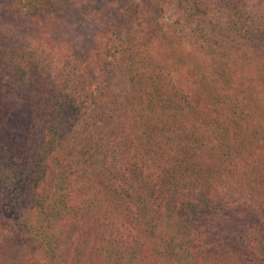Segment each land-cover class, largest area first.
<instances>
[{
    "label": "trees",
    "instance_id": "trees-1",
    "mask_svg": "<svg viewBox=\"0 0 264 264\" xmlns=\"http://www.w3.org/2000/svg\"><path fill=\"white\" fill-rule=\"evenodd\" d=\"M13 1L26 15L46 8V0ZM145 7L141 13L128 4V14L117 13L100 30L105 41L99 52H110L114 60L118 54L122 62L116 72L119 87L114 86L116 76L108 80L104 72L90 81L81 61L55 72L80 73L82 87L75 86L69 108H61L51 73L33 71V58L0 44V68L5 61L19 68L18 75L31 69L24 72L27 82H21L33 89L24 98L29 115L21 123L27 130L20 133L40 131L29 142L28 157L15 160L5 143L13 130L7 119H0V138L6 137L0 144V187L38 198L36 212L19 205L18 219L10 216L15 224L0 223L35 250L39 240L51 259L56 253L48 231L55 240L67 237L60 221L75 218L85 207L92 206L89 232L94 233V226L102 235L101 264H142L139 249L132 247L160 251L161 239L167 246L180 238L200 211L191 195L207 196L205 189L222 178L237 183L229 195L256 200L257 185H264V167L255 162L264 160V0H149ZM58 57L74 58L70 53ZM19 80L12 81L16 92ZM18 94L9 98L11 104ZM72 188L79 195L74 199ZM79 199L88 204H79ZM179 204L185 211L193 208L191 216H177ZM3 206L0 201L1 213ZM262 210L254 214L261 218ZM244 211L227 220L216 213L213 224L225 231L232 220L244 234L255 231L257 244L249 250L247 244L222 242L227 232L220 230L212 253L200 258V264H264V222L244 224ZM135 228L140 233L131 239ZM174 246L171 253L186 252L180 264H192L193 253L185 245Z\"/></svg>",
    "mask_w": 264,
    "mask_h": 264
},
{
    "label": "rangeland",
    "instance_id": "rangeland-1",
    "mask_svg": "<svg viewBox=\"0 0 264 264\" xmlns=\"http://www.w3.org/2000/svg\"><path fill=\"white\" fill-rule=\"evenodd\" d=\"M255 3L257 5L260 4L258 1H255ZM128 4H131L142 13L147 10L145 5H149V0L145 2L141 0H46V8L41 9V11H32L33 13L28 15L17 8L16 2L0 0V44L7 50L16 48V53L20 51V53L25 56L28 55L33 58L37 63L33 71L37 68L38 72L43 76V72L51 73L53 78L50 80L55 84L54 89L57 90L56 92L60 93L62 99L61 108H69L68 105L73 98L72 95L75 93V86L77 88L80 86L82 87L81 82L77 79V75L80 73L65 76L55 72L64 68L71 69L73 61H81L80 64L84 67L85 71H87L86 73L90 81L95 80L94 78L98 73L104 72L102 75L108 80L111 77L114 79V76H116L114 86L119 87L120 81L118 78L120 73L116 72L117 70L120 71L122 62L119 60L118 54H116V60H114L113 57L109 55L110 52H108V55L99 52L105 41V37L103 33H100V30L107 23L110 24L111 21L115 19L117 13L128 14V9L126 8ZM111 45L112 42L108 39V46ZM68 53L72 54L74 58H67L68 60L64 61V57L62 59L58 57ZM99 53L100 55H97ZM4 55H6V53H4ZM9 57L12 60L16 59V57ZM4 64L5 67L0 68V119H7L6 121L10 122L8 128L12 129L14 134L11 138L9 137L8 142L5 143L10 144V146L7 147L12 153L10 158L20 161L22 157H28L26 153L30 148L29 142L35 141L36 136L40 134V131H31L30 133H25V135L21 134L23 129L27 130V127L24 128L21 123L27 120L29 115L24 107V98L28 95L29 90L33 89L31 87H23L21 82H27L24 78L28 73H31V69L27 67L24 71H27V74L20 69L22 73L18 75L15 73H17L19 68L13 69V67H8L5 61ZM3 68L6 69V71H3ZM48 70H50V72H48ZM11 71H13V73ZM22 74H24V77L19 80L18 78H21ZM30 77L32 78L31 75ZM16 79L19 80L20 84L19 92L13 89L12 81ZM44 84H46V82H44ZM44 84L41 83V85ZM115 91H118L116 87ZM14 93H19L18 95L20 96L13 97L16 101L11 104L9 98L12 97ZM246 122L248 125L252 124L251 122ZM16 131L18 135L21 132L19 136L20 139H16ZM21 136H23V139ZM4 139H6V137L0 138V144H4ZM2 149L3 148L0 150ZM34 162L35 161L31 163ZM255 162L257 166L262 165V167H264V160L259 161L255 159ZM220 165L224 167L221 163ZM231 165H235V161L230 165H226V167H230ZM75 177H77V175ZM75 177L73 178L74 181L78 180V177ZM43 182V188L46 189L49 181L45 179ZM236 184L235 182L230 184L225 179L221 178L213 182L212 187L205 189L208 190L206 193L207 196H196L198 194L188 192V194H193L190 197L191 202H194L197 209L200 210L196 217H192L195 220L188 228L183 227V234L180 233V238L174 243L166 246L164 245L165 239H161L160 245L163 246V249H160V251L154 250V247L148 248L144 246L142 249L140 246L132 247L133 251L139 249V258L143 259L142 264H180V258L185 256L186 252L179 251V253L175 251L171 253L175 247V243L178 244L181 249L185 245L187 252L190 254L193 253V257L190 256L192 264H200V258L209 256V253L213 251V245L218 242L216 234H220V230L221 232L224 231V228L221 226L213 224L214 218H216L214 214L216 213L217 216L221 215L223 217L221 220H227L232 213H237V211H241L245 208L244 213L240 217V219L244 220V224H248L251 219L254 220V223H257V221L264 222V215L259 218V215L254 214L255 210L263 209L262 211L264 212V185H257L255 189V191L258 192V194H256V200H248L242 195L236 194L232 196V193L229 195L231 190L237 187ZM70 191L73 192L72 198H76V195H78L76 193L77 189L72 188ZM248 192H250V190L245 191L243 194ZM97 198L96 202L98 203L100 195H98ZM0 201L4 203L2 213L0 211V221L9 220L15 224L12 218L18 219L19 205H29L27 210L36 212V209L33 208V204L37 203L38 198H34L33 195L27 193L22 197V195L13 190L0 187ZM83 201L79 199V204L86 206L88 201ZM46 203V206L50 208V202L46 201ZM8 205L12 206L11 210L7 209ZM231 205L233 207H230ZM184 207V205L179 204V208L177 207V216H191L188 212L194 209L189 208L185 211V209H183ZM79 211L80 213L75 218L62 219L60 221L63 223L64 227L67 228V237L61 236V238H59V236H57L55 240L50 233L51 230L48 231L49 235L52 236L53 243L51 247L55 249V259H51L49 255L52 254L46 252L39 246V240H37L39 249V251H37L38 249L35 250L33 246L28 243V240L25 241L23 238L19 240L18 237L20 235H16V232L12 231V228L7 229L4 227L3 223H0V264H101L100 252L103 249L100 239L102 236L100 234L101 232L99 233V230L95 232L94 226V233L91 234L89 232V219L87 218L92 211V206L89 208L85 207ZM255 215L256 220L254 218ZM10 216H12V218ZM53 222H49V225ZM64 222L68 223L64 224ZM233 223L234 222L231 220L229 226L225 228L224 232L227 233L222 237V242H236L242 246L247 244L249 250H252L254 245L257 244L256 240L258 234L250 230L244 234L238 230V228L234 227ZM224 224L226 227L228 223L224 221ZM136 230L137 228L132 232L133 237H131V239L135 237L138 238V232L140 233L141 229L138 231ZM141 235L143 234L141 233ZM179 235H174L173 238H177ZM32 239H34V237ZM91 240H93L92 244ZM151 241L153 243V240ZM165 253L167 254L166 258L159 257H163ZM183 262L185 263L186 260Z\"/></svg>",
    "mask_w": 264,
    "mask_h": 264
}]
</instances>
